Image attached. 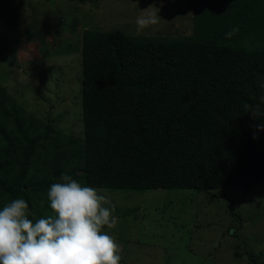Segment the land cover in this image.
<instances>
[{"label":"trees","instance_id":"trees-1","mask_svg":"<svg viewBox=\"0 0 264 264\" xmlns=\"http://www.w3.org/2000/svg\"><path fill=\"white\" fill-rule=\"evenodd\" d=\"M190 4L188 35L83 30L80 139L25 113L0 80V209L22 198L29 219L52 215L47 192L63 174L93 188L190 196L264 182V131L255 127L264 116L243 107L264 110V0ZM228 206L240 221L232 198Z\"/></svg>","mask_w":264,"mask_h":264},{"label":"rangeland","instance_id":"rangeland-1","mask_svg":"<svg viewBox=\"0 0 264 264\" xmlns=\"http://www.w3.org/2000/svg\"><path fill=\"white\" fill-rule=\"evenodd\" d=\"M153 3L159 9L160 22L137 31V17ZM190 3L0 0L2 85L17 97L25 113L50 121L62 136L80 139L83 30L188 35L193 28ZM96 189L111 202L106 207L115 205L117 226L104 230L122 248L120 264H251L246 250L254 253L257 264H264V182L191 196L185 189ZM230 198L240 221L228 213ZM235 249L242 255L237 257Z\"/></svg>","mask_w":264,"mask_h":264},{"label":"clouds","instance_id":"clouds-1","mask_svg":"<svg viewBox=\"0 0 264 264\" xmlns=\"http://www.w3.org/2000/svg\"><path fill=\"white\" fill-rule=\"evenodd\" d=\"M141 11L145 14L136 19L137 31L160 22L155 3ZM238 31L233 27L225 35L231 38ZM260 103L264 104V95ZM243 107L254 119L264 116L260 104ZM255 127L264 131V122ZM61 179L48 189L52 215L46 218L29 219L33 214L22 198L0 209V264H120L122 248L104 230L117 226L115 205L106 207L111 202L102 190L84 186L67 174Z\"/></svg>","mask_w":264,"mask_h":264}]
</instances>
